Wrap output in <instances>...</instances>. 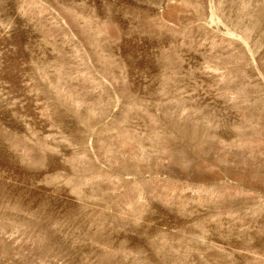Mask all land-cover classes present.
<instances>
[{
	"label": "rangeland",
	"instance_id": "374dc122",
	"mask_svg": "<svg viewBox=\"0 0 264 264\" xmlns=\"http://www.w3.org/2000/svg\"><path fill=\"white\" fill-rule=\"evenodd\" d=\"M0 264H264V0H0Z\"/></svg>",
	"mask_w": 264,
	"mask_h": 264
}]
</instances>
